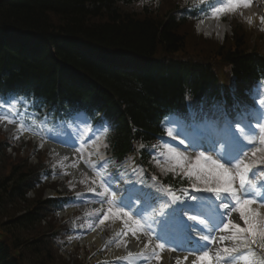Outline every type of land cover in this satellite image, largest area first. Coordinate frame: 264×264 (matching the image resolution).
Wrapping results in <instances>:
<instances>
[{
    "label": "snow or ice",
    "instance_id": "obj_1",
    "mask_svg": "<svg viewBox=\"0 0 264 264\" xmlns=\"http://www.w3.org/2000/svg\"><path fill=\"white\" fill-rule=\"evenodd\" d=\"M240 2L215 0V4L223 6L210 5V14L218 17L235 10ZM200 3L203 4L204 0ZM261 22L264 23V17H261ZM260 105L264 108V99L260 100ZM0 108L5 109L0 114V123L16 125L18 134L14 139L18 140L25 132L32 131L22 116L17 119L20 112L17 98L0 103ZM165 119L170 125L164 129L166 135L173 140L179 139L184 129L176 121ZM87 131L94 138L81 142L75 151L82 155L89 146L95 147L88 156H96L97 160L83 162L95 176L87 191L102 198L101 207L95 210L97 216L103 212L98 223L104 224L110 216L122 222L123 228L116 233L119 238L116 248H127L128 241L123 237L129 234L137 245L143 244L139 252L128 251L126 256L117 259L125 261V264L133 261L149 264L152 259L160 261V253L168 248L186 253L177 257L176 264L188 261L190 255L193 256L191 264H264V122H257L253 127L242 119L233 122L225 117L219 137L210 144L213 151H216L217 144L224 145L215 156L199 151L192 157L186 150L181 151L165 142L152 159L164 174L171 173L182 181L186 180L187 186L174 189L155 175L148 185L140 178L143 170L133 168L137 182L144 184L145 188L155 189V192L137 188L133 183L132 187L123 190L126 194L121 197L112 190V185L123 178L107 171L110 161L100 150L101 147H109L106 142L109 128L102 125ZM185 140L193 143L187 135L179 143L183 145ZM204 193L211 195L204 196ZM156 202L160 203L150 215H146ZM104 203L108 205L106 210ZM153 225H157L159 231ZM141 235L146 239L142 241Z\"/></svg>",
    "mask_w": 264,
    "mask_h": 264
},
{
    "label": "trees",
    "instance_id": "obj_2",
    "mask_svg": "<svg viewBox=\"0 0 264 264\" xmlns=\"http://www.w3.org/2000/svg\"><path fill=\"white\" fill-rule=\"evenodd\" d=\"M123 1L11 0L7 3L0 2V46L1 38L5 39L3 35L10 31L14 35L26 33L49 35L57 32L62 36L81 34L87 38L99 40L101 43L115 44L114 48L141 57H148V55L156 53L159 48L164 52L182 48L184 39L176 33L178 28L175 23L170 20V23L164 26L165 23H161V16H158L159 13L150 14L152 17L147 16V18L123 14L119 7V2ZM53 39L57 44L66 45L56 37ZM237 41L239 44L242 40L237 38ZM46 52V50H42V55ZM82 53L89 56L88 51ZM3 56L4 53H0V67ZM228 56L235 57L237 53H229ZM94 59L101 60L97 57ZM26 68L33 74L41 72L40 66L37 65H26ZM109 82L115 83L112 86L115 93L120 96L121 93L123 94L121 104L126 107L124 120L131 119L135 126L149 132L151 121L144 92L145 83L136 86L134 82L130 83L131 79L126 82L121 81L120 78L116 81L109 80ZM176 83L180 86V79ZM163 90L168 91L167 89ZM128 121L124 123L127 124ZM10 178L0 179V212L9 207V201L15 200V195L9 193L7 188ZM15 221H17L16 228L31 223L29 217ZM6 257L7 250L5 253L4 247L0 246V263H6Z\"/></svg>",
    "mask_w": 264,
    "mask_h": 264
},
{
    "label": "bare ground",
    "instance_id": "obj_3",
    "mask_svg": "<svg viewBox=\"0 0 264 264\" xmlns=\"http://www.w3.org/2000/svg\"><path fill=\"white\" fill-rule=\"evenodd\" d=\"M257 4V8H259V6H261L263 8L262 12H258L255 10H251L250 13L252 14L253 18L256 21V24H258L259 22H261V17H264V0H258L256 1ZM199 30H204L203 32H206L210 35L215 36V34L217 33L218 36H223L225 35V31H226V27L220 23H210V22H204L202 25L199 26ZM97 244L100 245L101 240L98 238L97 239ZM134 240H130V245L134 247ZM136 243V242H135ZM113 255H117V252L112 251L111 252ZM119 254V253H118ZM191 258L188 259V261H190ZM165 260L166 263L165 264H174L175 263V259H171L169 256H165Z\"/></svg>",
    "mask_w": 264,
    "mask_h": 264
},
{
    "label": "rangeland",
    "instance_id": "obj_4",
    "mask_svg": "<svg viewBox=\"0 0 264 264\" xmlns=\"http://www.w3.org/2000/svg\"><path fill=\"white\" fill-rule=\"evenodd\" d=\"M160 14V13H159ZM159 14H158V16H159ZM99 23V22H98ZM189 27H181V29H179L178 31H177V34H179L184 40H185V42L186 43H191L192 45L190 46V50L191 51H193V50H195L196 48H197V46H198V44H197V42H194V41H196L197 40V38L196 37H192L191 36V32L189 31ZM255 29H253V30H251V31H253V32H255L256 31V34L259 36L260 34H261V30H255ZM216 38L218 37V36H215ZM0 219H1V214H0ZM5 221V220H4ZM29 238V237H27L24 233L22 234V238ZM14 240H15V237H14ZM20 242H22V241H20ZM24 251V250H23ZM62 253L64 254V256H66V263H68V261H69V264H71L72 263V261H73V257H72V255L70 254V253H66L65 251H62ZM25 254H26V256H27V260L29 261V262H32V261H39L40 260V255L39 254H37V253H35L34 254V256H32V254H30V252L29 251H25ZM78 260H81V259H83L84 258V256L82 255V256H78V257H76ZM163 263V260H162V258H161V260L160 261H158L157 262V264H162Z\"/></svg>",
    "mask_w": 264,
    "mask_h": 264
}]
</instances>
